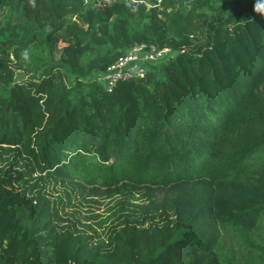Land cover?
<instances>
[{"label": "trees", "instance_id": "obj_1", "mask_svg": "<svg viewBox=\"0 0 264 264\" xmlns=\"http://www.w3.org/2000/svg\"><path fill=\"white\" fill-rule=\"evenodd\" d=\"M0 264H264V0H0Z\"/></svg>", "mask_w": 264, "mask_h": 264}, {"label": "built area", "instance_id": "obj_2", "mask_svg": "<svg viewBox=\"0 0 264 264\" xmlns=\"http://www.w3.org/2000/svg\"><path fill=\"white\" fill-rule=\"evenodd\" d=\"M114 1L116 0H82L84 4H89L96 9L104 8ZM168 52V48L157 49L151 44L134 43L127 48L124 54L109 64L96 79L103 82L106 89L110 90L120 80L142 75L146 65L165 58Z\"/></svg>", "mask_w": 264, "mask_h": 264}, {"label": "rangeland", "instance_id": "obj_3", "mask_svg": "<svg viewBox=\"0 0 264 264\" xmlns=\"http://www.w3.org/2000/svg\"><path fill=\"white\" fill-rule=\"evenodd\" d=\"M81 189L83 190H81L80 194H70V207L66 209L73 212L74 218H71L69 215L67 216L75 223L77 228L83 230L85 233L93 235L91 231L93 229L101 234L105 230V226L101 225L99 220L110 214L111 209L109 208L113 206L116 200L122 198V195H110L108 192L102 191L103 188L85 185L84 183H82ZM134 196H137V194H134ZM60 215L63 216L61 213ZM98 223H100V226ZM85 225H88L91 229L89 230ZM92 238H95V236L93 235Z\"/></svg>", "mask_w": 264, "mask_h": 264}, {"label": "water", "instance_id": "obj_4", "mask_svg": "<svg viewBox=\"0 0 264 264\" xmlns=\"http://www.w3.org/2000/svg\"><path fill=\"white\" fill-rule=\"evenodd\" d=\"M245 1V0H242V2Z\"/></svg>", "mask_w": 264, "mask_h": 264}]
</instances>
